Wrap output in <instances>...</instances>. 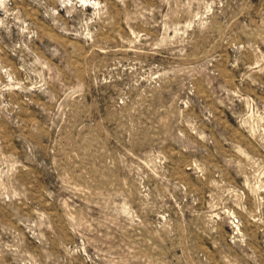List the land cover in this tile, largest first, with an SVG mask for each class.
<instances>
[{
  "label": "rangeland",
  "instance_id": "rangeland-1",
  "mask_svg": "<svg viewBox=\"0 0 264 264\" xmlns=\"http://www.w3.org/2000/svg\"><path fill=\"white\" fill-rule=\"evenodd\" d=\"M0 264H264V0H0Z\"/></svg>",
  "mask_w": 264,
  "mask_h": 264
}]
</instances>
